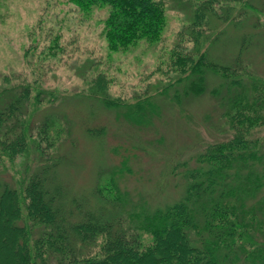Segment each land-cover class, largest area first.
I'll return each mask as SVG.
<instances>
[{
  "label": "trees",
  "instance_id": "trees-1",
  "mask_svg": "<svg viewBox=\"0 0 264 264\" xmlns=\"http://www.w3.org/2000/svg\"><path fill=\"white\" fill-rule=\"evenodd\" d=\"M73 2L107 8L112 50L158 38L163 3L180 10L192 42L182 75L124 113L146 125L159 113L156 95L187 113L186 101L208 92L216 135L169 165L178 193L162 202L132 200L112 172L72 192L60 175L71 159L59 150L68 118L50 106L36 120L45 104L34 86L1 84L0 174L22 163L0 177V264H264V0ZM88 89L117 106L100 82Z\"/></svg>",
  "mask_w": 264,
  "mask_h": 264
},
{
  "label": "rangeland",
  "instance_id": "rangeland-1",
  "mask_svg": "<svg viewBox=\"0 0 264 264\" xmlns=\"http://www.w3.org/2000/svg\"><path fill=\"white\" fill-rule=\"evenodd\" d=\"M106 14V7L84 11L73 0H0V85H33L45 104L36 120L50 106L48 111L68 118L67 138L59 150L70 153L71 161L60 167V175L72 192L88 193L98 175L112 172L132 200L156 204L178 193L169 165L200 140H209L210 132L216 135L206 119L209 113L215 119V104L202 92L186 101L187 113L179 112L160 93L159 113L146 125L130 120L124 106L134 109L180 77L182 55L189 53L192 42L182 32L187 22L183 13L163 3L158 38L112 50L103 34ZM246 27L244 23L241 30ZM95 82L117 106L108 107L88 94ZM21 163L19 158L14 164ZM14 164L0 177L7 178Z\"/></svg>",
  "mask_w": 264,
  "mask_h": 264
}]
</instances>
